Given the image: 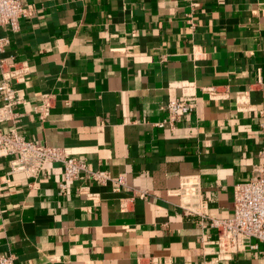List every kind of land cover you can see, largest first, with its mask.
I'll list each match as a JSON object with an SVG mask.
<instances>
[{
	"label": "crops",
	"instance_id": "obj_1",
	"mask_svg": "<svg viewBox=\"0 0 264 264\" xmlns=\"http://www.w3.org/2000/svg\"><path fill=\"white\" fill-rule=\"evenodd\" d=\"M21 4L33 13L19 31L0 29L11 37L0 84L24 91L19 132L126 185L67 183L60 164L38 178L10 174L12 158L0 157V256L264 264L250 253L219 259L210 223L233 217L234 188L251 178L264 147V0ZM44 94L53 96L47 112ZM177 99L196 106L171 125L163 106ZM186 179L201 187L196 213L177 195Z\"/></svg>",
	"mask_w": 264,
	"mask_h": 264
},
{
	"label": "built area",
	"instance_id": "obj_2",
	"mask_svg": "<svg viewBox=\"0 0 264 264\" xmlns=\"http://www.w3.org/2000/svg\"><path fill=\"white\" fill-rule=\"evenodd\" d=\"M194 6L198 3L195 2ZM32 13L33 9L24 8L21 0H0V29L9 28L11 33L18 32L21 21ZM10 43V35L0 37V69L5 65L1 55ZM258 75V84H261V74ZM0 95V157L12 158L10 174L23 173L29 178H38L45 166L60 164L67 183L83 180L103 186L110 182L118 186L126 185L125 177L114 178L109 172L93 170L86 161L67 154L64 149L25 138L18 130L22 117L18 108L24 102L23 89L4 79L0 84ZM42 100L39 109L47 112L52 108L53 96L44 94ZM195 106V102L177 99L165 104L163 110L169 116L168 122L174 125L182 116L190 114ZM158 125L163 127L165 122ZM87 189L85 186L78 190L85 194ZM200 193L201 187L196 180H184L177 192L182 199V208L196 213ZM233 196V217L210 219L211 226L217 229L218 258L229 260L244 253L264 256V147L258 152V163L253 167L251 178L236 185ZM0 264L16 263L13 256L1 255Z\"/></svg>",
	"mask_w": 264,
	"mask_h": 264
}]
</instances>
